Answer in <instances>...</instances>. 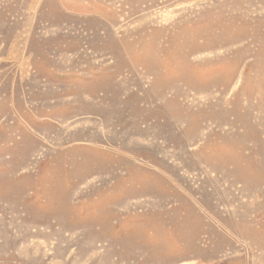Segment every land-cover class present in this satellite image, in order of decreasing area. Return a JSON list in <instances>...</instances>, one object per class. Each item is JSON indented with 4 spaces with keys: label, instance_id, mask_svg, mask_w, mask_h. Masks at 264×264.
Here are the masks:
<instances>
[{
    "label": "rangeland",
    "instance_id": "rangeland-1",
    "mask_svg": "<svg viewBox=\"0 0 264 264\" xmlns=\"http://www.w3.org/2000/svg\"><path fill=\"white\" fill-rule=\"evenodd\" d=\"M0 264H264V0H0Z\"/></svg>",
    "mask_w": 264,
    "mask_h": 264
}]
</instances>
